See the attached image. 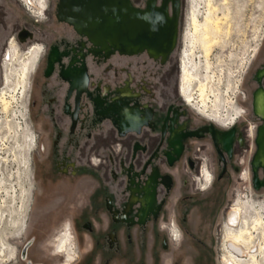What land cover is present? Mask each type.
Instances as JSON below:
<instances>
[{
    "label": "flooded vegetation",
    "instance_id": "obj_1",
    "mask_svg": "<svg viewBox=\"0 0 264 264\" xmlns=\"http://www.w3.org/2000/svg\"><path fill=\"white\" fill-rule=\"evenodd\" d=\"M24 1L26 3L24 6L27 9L30 6L31 8L35 7L31 0ZM33 1L41 9L43 23L48 22L52 17L55 23H63L72 30V27L63 21L56 20L54 11L57 0H54L52 11L49 8L45 9L46 0ZM129 1L135 8L142 11L144 9L149 10L151 14L149 18L150 38H142L134 48L126 45V43L116 42L112 29L106 47L94 46L83 36L77 37L75 44L69 45L68 48L60 47L61 43L58 41L53 43L50 40L41 39V43L35 42L34 44L32 42L28 46V48L36 47L32 48L29 53V57L32 58L31 62L26 63L28 75L25 91L27 89L29 91L31 88L29 81L40 61L42 67L39 70L43 79L55 76L59 82L65 84L60 95L58 110L59 115L67 119L65 132L68 134H74L82 127L80 122L83 119L79 108L83 98L89 101L93 114H95L94 107L97 109L103 104L101 95L104 94L100 95L97 92L100 83L93 81L92 73L88 68L89 63H105L119 52L138 51L137 53L143 56L141 63L143 76L139 78L141 79L140 89L135 92V89L129 85L130 80H125V85H120L118 88L117 95L112 100L113 104L108 108L102 106L101 112L98 110V113L104 117L115 113L119 114L117 130L119 134H125L124 132L132 129L139 131L137 134L126 133L124 137L117 138L121 142L120 148L124 149L122 155L115 153L114 149H108L106 164H111L109 175H107L108 180L116 186L115 189L119 192H107L100 200L91 198L89 217L75 222L90 238L91 244L88 250L85 249L84 251L83 249L77 254L74 235L71 233L70 225L65 223L52 236L51 251L60 257L58 264H71L72 261L75 262L74 264H110L113 257L117 262L126 264L123 260L127 258L128 250L121 251L118 249L115 230L126 231L125 237L129 240L130 234L127 231L136 228L135 237L139 242V248L138 260L134 264H158L159 253L168 255L167 261L163 260L160 264H215L218 258V256H214L215 246L218 248L217 239L221 225V221L217 222L216 220L220 214L221 219L223 218L225 221L222 264H232V260L237 258L248 259L259 253L260 245L258 242L261 239V233L255 230L253 226L254 220L259 216L260 209L264 206L238 199L228 209V205L223 203L226 194L222 184L229 177L230 172L236 173L238 170V166L232 163V157L248 150L246 166L248 173H244L245 179L250 177L249 185L253 189H258L264 185L262 166L255 169V178L258 181L255 184L250 170V157L256 149L258 151L257 139L260 129L264 126V34L249 60L248 66L242 73L237 88L238 104L242 109H239L233 101L230 102L227 110H224L222 116L217 117L212 108H208L209 112H202L201 94H195L192 88L194 82L187 88L183 69L185 46L182 52V41L181 44L179 41V36L181 38L179 21L181 20L183 0H177L175 7L176 15L173 20L172 40L166 34L171 28L169 22L172 19V7L175 0ZM185 1L187 3L186 8H188L185 19L189 21L190 0ZM163 13L165 17L162 16ZM22 30H25L26 33L23 34ZM31 35L29 31L20 27L11 40L18 44L21 40L25 41L31 38ZM61 41L62 44L66 42ZM15 43L10 44V52L12 51V53L18 52L19 45ZM92 43L94 42L92 41ZM110 46L119 48V52L112 51L109 53ZM120 55L130 56L127 54ZM59 74L64 80L59 77ZM109 90V87H106L104 92ZM189 93L192 98H189ZM86 94L90 95L91 98L94 96L92 98L94 107ZM135 96L141 97V101L135 103L134 100L128 99V103L125 100V98ZM46 100L49 102H45V104L51 105L56 101V98L51 95ZM133 102L134 104H132ZM32 103L35 102L32 101ZM188 106L218 127L210 122L192 126L187 112ZM49 110L52 111V107ZM246 117L254 123L251 126H249L250 123H246L242 128H239L235 123L240 118L245 119ZM145 122V125H141ZM260 123L262 126L258 128ZM211 127L217 132L216 135H219L220 140L222 137L225 138L223 141L228 144V149H222L218 144H216V148L212 144L209 132ZM256 128L259 130L257 135ZM110 129L112 136L116 137L115 130L111 125ZM228 132H231L229 138L226 135ZM32 134L31 146L34 148L36 139L33 132ZM58 135H60V131L56 132V136ZM255 137L256 142L254 144ZM167 139L170 147H166ZM191 139L204 143L192 145L189 142ZM171 147L175 153H171V157H169L166 154L171 152ZM205 149L209 152L208 157L204 154ZM92 162H88L91 165V170L96 167V164ZM202 162H206L207 167L203 165L200 170ZM241 162L240 159L236 163L241 164ZM26 167L31 172L28 162ZM78 170V166L70 163L63 165L59 172L75 176ZM153 170L157 172L155 182L151 180V183H147L148 175ZM198 171L201 172L200 179ZM31 175L29 181L32 186ZM164 176L166 179L163 182ZM237 178L239 179V175ZM254 185L259 186L254 187ZM172 187L174 189L173 196ZM135 190L139 191L135 192V197H131V191L134 192ZM91 195L95 197L94 194ZM130 197V207L127 209ZM141 199L145 205L139 218L141 207L139 201ZM169 199H173V203L168 204ZM93 204H95V208ZM25 220L24 215L19 222L18 236H21L26 230ZM31 242L29 239L20 249L18 258L23 259L24 248ZM0 244V264L11 262L17 256V251L9 249L4 242ZM96 253L99 254L98 259L86 260ZM25 262L30 263L29 261Z\"/></svg>",
    "mask_w": 264,
    "mask_h": 264
},
{
    "label": "rangeland",
    "instance_id": "obj_2",
    "mask_svg": "<svg viewBox=\"0 0 264 264\" xmlns=\"http://www.w3.org/2000/svg\"><path fill=\"white\" fill-rule=\"evenodd\" d=\"M205 1L199 2L198 8L201 13L206 11ZM31 2L35 7L30 6L27 9L24 0H0V242L6 243L9 249L17 251V256L11 262L4 264H21L25 261L58 264L60 257L52 253L50 243L54 233L67 221L71 224L77 254L82 252L88 236L75 222L89 217L91 198L100 200L107 192H119L115 189L116 186L108 178L106 179V174L103 175V172L105 173L104 166L108 160V149H114L119 155L124 153V149L120 148V140L112 136L109 122L98 121L86 98H83L79 108L83 119L80 122L82 129H78L74 134L65 132L67 119L60 116L58 110L60 95L65 84L59 82L55 76L43 79L39 70L42 67L40 61L31 75L29 81L31 88L22 92L21 79L16 76L15 70H19L22 64L31 62L29 53L36 46L28 48L30 43L39 44L40 39L50 40L53 43L58 41L61 43L60 47L68 48L69 45L75 44L77 37L80 38L63 23H55L52 17L48 22L43 23L41 9L33 0ZM212 3L214 7L212 13H214L211 15L209 37H206L212 47L207 55L199 45L193 48L192 59L196 66L197 80L192 84V88L196 95L200 94L201 90H205V95L210 100L209 105L217 98L222 112L227 110L228 105L233 101L239 109H242L238 104L237 88L264 27V0H212ZM53 4L54 0H46L45 9L49 8L52 11ZM186 5V1L183 0L179 21L181 38L178 34L180 44L182 41V52L184 46L185 48L187 46L186 43L184 44V35L189 27L188 19H185L186 10L188 11ZM201 13L198 16L200 21ZM20 27L32 35L31 38L16 44L11 38ZM61 40L66 42L62 44ZM11 43L19 45L18 52H14L15 56L12 51L10 52ZM180 53L181 48L179 59ZM142 61V54L133 53L130 56H123L118 53L105 63H89L88 68L92 73L93 81L100 83L97 92L100 95L113 94L114 97L115 89L125 85V80H130V87L137 92L140 89L139 78L143 76ZM106 87L110 90L104 92ZM51 95L56 101L51 105L45 104L49 102L46 98ZM140 99L141 97L135 96L129 100L139 102ZM51 107L52 111L49 110ZM187 112L192 126L204 122L216 125L197 114L189 106ZM246 123H250L251 126L254 121L246 117L240 118L235 124L242 128ZM57 131H60L58 136H56ZM32 132L36 139L34 148L31 146ZM189 142L192 145L204 143L192 139ZM208 153L205 149L204 154L207 157ZM247 155H249L248 150L232 157V163L238 166V170L233 173L229 169L230 175L222 184L226 194L223 203L228 205V209L238 199L264 206V185L253 189L249 185L250 177L245 179L244 173H248ZM240 159L241 164H237ZM92 161L97 164L93 170L88 163ZM27 162L31 172L27 170ZM70 163L79 167L75 176L59 172L63 165ZM109 165L111 166L110 163ZM203 165H206V162L201 163L200 170ZM30 174H32V186L29 181ZM91 194L96 196L93 197ZM172 200L169 199L168 204L173 203ZM93 207H96L95 204ZM24 215L26 230L18 236L19 222ZM260 216L264 224V212L260 213ZM216 221H221V225L217 239L218 248L215 246L214 256H218L215 264H222L225 221L221 219L220 214ZM29 239L32 242L26 248L24 259L18 258L20 249ZM258 245L263 254L258 258L259 264H264L262 237ZM74 263L72 261L71 264Z\"/></svg>",
    "mask_w": 264,
    "mask_h": 264
},
{
    "label": "water",
    "instance_id": "obj_3",
    "mask_svg": "<svg viewBox=\"0 0 264 264\" xmlns=\"http://www.w3.org/2000/svg\"><path fill=\"white\" fill-rule=\"evenodd\" d=\"M177 6V0L174 2V6L172 7V19L169 22L170 23V30L166 34L168 38H173V33H174V23L173 20L176 15V9L175 7ZM55 18L57 21L64 22L70 27H72V30L77 33L79 36H83L85 40H87L89 43H91L94 46H99V44H94L92 43V40L90 38H97L100 36V34L103 32L104 27L107 25H112L113 27V32L115 34L114 38L118 42L124 41L125 43H128L130 46L138 44L139 40L141 38L149 37L151 35L150 31V11L149 10H139L132 6V3L129 0H57L55 4ZM163 17H165V14H162ZM23 34L26 33V31L22 30L21 31ZM20 32V33H21ZM111 50L109 53L112 51H116L117 53L119 52V48L117 47H112L110 46ZM102 51V49H101ZM138 51L134 52H119L120 54H127V55H132V53L136 54ZM59 77L64 80L60 74ZM118 88L115 89L114 94L115 96L117 95ZM87 97L91 100L92 106L94 107V102L92 101V98L94 96H91L86 94ZM114 96V97H115ZM103 99L104 104H109L112 102L114 97L108 98V95H101ZM131 97L126 98L125 100L128 101ZM135 102V101H134ZM134 102L132 104H134ZM137 102V101H136ZM135 102V103H136ZM138 105V104H137ZM141 107L140 105H138ZM95 109V115L98 118V121L101 120H106L109 122V124L112 126V128L115 130V136L116 138H122L125 135L119 134L117 132V122H115V119L113 116H102L101 114L98 113V109ZM263 123V119H262ZM262 123L258 126L260 128L262 126ZM145 123L141 125H145ZM258 128H256V135L258 133ZM138 133L139 131L135 130H127L124 133ZM211 139H212V144L217 148V145H220L222 149H228L225 148L222 144V140H220L219 135L217 136V132L211 129L209 130ZM257 137V136H256ZM256 137L254 138V144L256 142ZM166 147H169L168 139L166 141ZM257 152V149L254 151L253 155ZM174 154V152H171ZM253 155H251V160H250V166H251V171H252V180L254 177H256L255 169L258 167L262 166V170L264 171V165L259 164L253 167ZM166 176H164L165 178ZM253 185V184H252ZM259 186V185H258ZM255 186L254 187H258ZM21 264H33V263H28L24 262Z\"/></svg>",
    "mask_w": 264,
    "mask_h": 264
},
{
    "label": "bare ground",
    "instance_id": "obj_4",
    "mask_svg": "<svg viewBox=\"0 0 264 264\" xmlns=\"http://www.w3.org/2000/svg\"><path fill=\"white\" fill-rule=\"evenodd\" d=\"M199 2H200V0H190V2H189V4H190V9H189L190 13H189V21H187V22H189V25H188L189 29L187 30V33L185 34V37H184V40H185V43L187 44V46H186V48L184 50V53H183V55H184L183 56V60H184L183 61V69H184V73H185V77H186L187 88H189V86L192 84V82L197 80L196 79L197 78L196 66L193 63V59H192V58H194L193 57L194 56V54H193V50L194 49L193 48H195L196 45H199L201 47V49L204 51L205 55H207L209 53V51H210V48L212 47V46H210V44H211L210 41L207 40L206 37H209V30L211 28V15H213V13H214V12L212 13L213 8H214L213 7V3H212V0H206L205 1V6H206L205 10L206 11L204 13H201L200 9L198 8V6H200ZM200 13L202 14L201 15L202 16V20L201 21H200V19L198 17L200 15ZM111 29L113 30L112 25H107L106 27H104L103 32L100 34L99 37L92 38V39L90 38V40H92L94 43L99 44L102 47H106V44L108 43L109 36H110V33H111ZM263 31H264V27H263L262 31L260 32L261 33L260 37H259V39L257 41V44H256V46H255V48H254V50L252 52V55L256 51L257 45L260 43V40H261V38H262V36L264 34ZM141 40H142V38L139 40L138 44L140 43ZM118 43H125V42L123 40L122 41L119 40ZM126 45H129V44L126 43ZM137 45H135V46H137ZM131 47L134 48L133 45ZM252 55H251V57H252ZM247 66H248V64H247ZM15 71H16V73H15L16 76L20 77V79H21V80L20 79L19 80L21 81L22 92H25V90H26V79H27V75H28L27 64L26 63L22 64L21 68L19 70H15ZM200 85H202V84H200ZM200 94H201L200 104H202L201 105L202 112H209L210 111L209 109L212 108L213 111H215L214 114H216L217 117L218 116L221 117L224 111L222 112L221 106L218 104L219 100L216 98V100L214 102L212 101L211 105H209V103H210L209 101L210 100H208L209 99L208 96L205 95V90L204 91L201 90ZM190 97L192 98V95L189 93V98ZM111 104H113V102H111L109 104H104L103 103L102 106H106V108H108ZM101 107H98L97 109L100 111ZM111 116H113L114 119H115V122H117V130H118L119 114L115 113L114 115H111ZM230 133L231 132L226 133L227 138L230 137V135H231ZM125 134H123V135H125ZM227 138H226V140H228ZM223 139L225 140V138L222 137V143H223L222 145L225 146V148H228L229 147L228 144L225 143L223 141ZM257 145H258V151L255 154V156L253 157L254 158L253 159L254 160L253 161V167L254 168H255V166H257L259 164L264 165V126L259 131V136H258V139H257ZM170 149H171V152L175 153V150L172 147ZM171 152H169L166 155L171 157ZM156 173L157 172L155 170H153V172H151V174L148 175L149 177L146 180V182L147 183H151L150 182L151 180H153L155 182V179H156V176H157ZM165 179H166V177L163 178V182L165 181ZM253 181H254V184L258 182L257 178H255V177L253 178ZM135 188L138 189V187H135ZM138 191L139 190H135L134 192L131 191V195L130 196L131 197H135L136 196L135 192H138ZM139 193H143V192H139ZM131 197H130L129 203L127 204V209H129V207H130ZM143 199H141V201H139V203L141 204V207L139 209V216H138L139 218H140L141 210L143 209V207L145 205L144 202H143ZM256 202H258V201H256ZM259 203H262V202H259ZM260 210H261L260 213L264 212V208H261ZM260 213H259V216L254 220V226L253 227H254L255 230H257L258 232L261 233L260 237H262V239H264V224H263V220L261 219ZM28 246H29V244L26 245V247L24 248V251L22 253V258L23 259L25 257V250H26V248ZM261 250L262 249L259 248V253L254 255V256H252V257H250V258H248V259H238V258L237 259H233L232 260V264H259V259L258 258L261 255H263Z\"/></svg>",
    "mask_w": 264,
    "mask_h": 264
},
{
    "label": "crops",
    "instance_id": "obj_5",
    "mask_svg": "<svg viewBox=\"0 0 264 264\" xmlns=\"http://www.w3.org/2000/svg\"><path fill=\"white\" fill-rule=\"evenodd\" d=\"M94 163V162H92ZM96 164V163H95ZM97 165V164H96ZM105 173L103 172V175H105L106 179L108 178L107 175H109V172H110V169H111V166L106 164L105 163ZM172 171V170H171ZM102 175V176H103ZM104 178V176H103ZM105 179V178H104ZM97 186L99 185V183L97 182L96 184ZM94 189V188H93ZM97 189V188H96ZM95 189V190H96ZM173 189V187H172ZM92 190V189H91ZM172 193H174V189L172 190ZM66 223H68L70 225V228H71V224L67 221ZM136 228H131L127 231L128 234H130L129 236V240H127V238L125 237V234H126V231L123 232L121 231L122 229H118V230H115L117 233H116V238H117V246H118V249L121 250V251H125L126 249L128 250V255H127V258H124L121 259L123 261H125L126 264H134L137 262V257H138V248H139V245H138V240H137V237H135V234L137 233L135 231ZM103 232V231H101ZM91 244V241H90V238L88 237L87 241H86V244L83 246L84 248V251L85 249L88 250L89 249V246ZM77 250V248H76ZM123 253V252H122ZM93 255V254H92ZM91 255V256H92ZM167 256L168 255H164L162 253H159L158 254V264H160L163 260L167 261ZM99 257V254L96 253L94 256L92 257H89V258H86V260H92L94 261L95 259H98ZM109 258V257H108ZM110 264H123L122 262H117V260L115 259V257L111 258V263Z\"/></svg>",
    "mask_w": 264,
    "mask_h": 264
}]
</instances>
